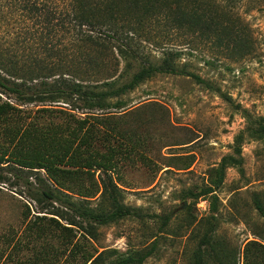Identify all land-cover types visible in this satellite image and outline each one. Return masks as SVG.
Listing matches in <instances>:
<instances>
[{"label":"rangeland","instance_id":"374dc122","mask_svg":"<svg viewBox=\"0 0 264 264\" xmlns=\"http://www.w3.org/2000/svg\"><path fill=\"white\" fill-rule=\"evenodd\" d=\"M34 1L40 11L34 10ZM204 2L201 22L195 18L199 13L187 9L178 14L181 24L173 22L172 13L162 12L144 21L131 44L155 62L172 52L179 68L186 65L210 88L190 77L159 75L103 110L139 106L122 127L140 141L118 173L121 203L140 217L98 226L58 213L63 224L88 240V246L83 241L87 250L102 254L93 264H110L153 243L155 252L143 264H191L203 240L204 264H243L248 243L264 246V220L255 207V200L264 206V0ZM56 8V0H0V60L40 67L44 77L63 60L70 66L72 33L63 35L54 26L56 13L50 23L44 19L46 11ZM230 37L234 43L226 40ZM43 82L58 87L56 76L42 78L36 86ZM54 96L22 106H65ZM240 135L241 163L227 165L219 182L221 160L238 159L234 147ZM208 188L212 192L204 194ZM25 203L34 211L40 204L0 186V264H77L71 248L63 255L55 236L43 245L33 239ZM85 205L94 212L109 211L99 194ZM164 216H170L166 227L158 219Z\"/></svg>","mask_w":264,"mask_h":264},{"label":"trees","instance_id":"16d2710c","mask_svg":"<svg viewBox=\"0 0 264 264\" xmlns=\"http://www.w3.org/2000/svg\"><path fill=\"white\" fill-rule=\"evenodd\" d=\"M33 4L34 10L40 11L38 2ZM56 4V12L46 11L44 19L50 23L56 13L54 26L63 35L72 33L74 54L70 66L63 60L58 70L44 77L40 67L8 65L0 60V186L7 187L14 195L40 202L36 211L30 204L23 206L36 242L43 245L45 238L55 236L64 249L63 255L71 248L70 257L77 264H93L102 254L95 256L87 250L84 243L88 240L71 224H63L58 218L63 216L58 213H69L75 219L98 226L126 217H140L136 210L121 203L123 190L118 173L140 141L133 140V135L122 127L124 118L139 106L114 112L103 110L106 103L134 92L159 75L190 77L197 85L210 88L200 76L185 70L186 65L179 68L172 52L164 53L155 62L134 50L131 44L141 34L144 21L162 12L168 16L172 13L173 22L181 24L178 14L187 9L192 14L199 13L195 18L201 22L205 2L56 0ZM193 24L198 22L191 20ZM188 30L193 31V27ZM226 40L234 43L232 37ZM63 56L66 57V51ZM34 64L39 66L40 61ZM131 69L134 71L126 73ZM55 76L58 87L44 82L36 86L38 80ZM43 95H55L56 99L65 101V106H22L39 101ZM261 132L264 133V126ZM242 141L240 135L235 142L234 154L238 159L230 156L221 160L219 182L227 165L241 163ZM211 192L208 188L204 194ZM98 194L108 202V212H94L86 207L85 203ZM73 196L78 202L71 200ZM255 207L264 220V206L255 200ZM158 219L166 227L170 216ZM204 243L205 240L194 251L191 264H204ZM155 249L153 243L145 251L110 264H143ZM243 264H264V246L248 243Z\"/></svg>","mask_w":264,"mask_h":264}]
</instances>
